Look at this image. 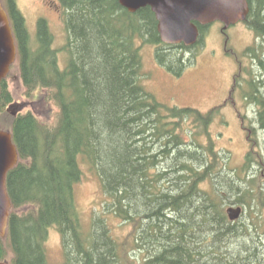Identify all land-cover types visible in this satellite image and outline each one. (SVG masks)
<instances>
[{
    "label": "trees",
    "instance_id": "trees-1",
    "mask_svg": "<svg viewBox=\"0 0 264 264\" xmlns=\"http://www.w3.org/2000/svg\"><path fill=\"white\" fill-rule=\"evenodd\" d=\"M0 1L17 44L11 71L18 68L25 96L50 112L44 120L31 110L1 118L14 99L9 77L2 81L0 130L12 134L19 162L7 176L12 212L0 261L50 264L46 241L56 228L60 264H138L128 245L144 254L142 264H264V248L252 238L261 224L253 215L264 214L262 155L249 151L240 167H231L230 153L217 149L211 133L218 108L203 113L164 104L142 82L141 45L154 46L157 63L177 77L191 65L185 56L196 45L162 43L149 7L130 13L119 0H59L67 34L61 67L46 22H39L32 46L16 0ZM247 1L243 24L259 42L244 57L264 72V0ZM197 25L199 44L209 26ZM249 86L246 99L264 131V78L251 75ZM85 165L105 195V214L94 216L89 232L75 192ZM256 165L261 172L253 173ZM228 205L249 218L231 222ZM107 215L132 227L122 243Z\"/></svg>",
    "mask_w": 264,
    "mask_h": 264
},
{
    "label": "rangeland",
    "instance_id": "rangeland-1",
    "mask_svg": "<svg viewBox=\"0 0 264 264\" xmlns=\"http://www.w3.org/2000/svg\"><path fill=\"white\" fill-rule=\"evenodd\" d=\"M56 3H59V0H16L17 7L25 18L31 45L34 46L36 42V30L39 22L45 21L47 31L54 41L53 47L60 52V66L64 67L65 53L62 48L66 44L67 34L60 8ZM222 26L223 24L219 22L211 24L202 41L193 50L185 53L186 60L192 59V61L191 65L179 77L170 74L157 63L154 46L141 45L142 82L145 89L154 93L157 99L164 104L193 107L203 113L218 108V114L213 117L210 127L212 137L219 151L230 153L231 167L236 168L244 163L248 152L252 150L255 153L259 152L264 160V131L254 120L256 109L246 99L248 94L246 92L251 91L249 86L251 75L264 78V72L253 66L250 57H244L245 51L259 42H257L255 33L243 23L231 27L225 33L222 31ZM180 52L183 51L179 49L178 53L180 54ZM240 60L242 61L241 64L239 63ZM240 66H242L241 72ZM236 76L240 82L234 84ZM8 85L13 92L12 103L23 106V109L20 110L21 114L31 110L41 120L49 116L50 112L46 108L43 109L41 104L25 96L17 67L11 71ZM234 85L235 92L232 97L230 92ZM7 115L8 117L3 116L1 118L8 119L11 114L8 113ZM47 120L51 124L55 123L54 118H47ZM1 127L6 129L4 126ZM252 170L253 173L262 171L258 165ZM258 184L260 183L258 182ZM75 192L83 231L89 232L94 216L105 214L103 212L105 195L99 177L86 165L83 166V177L78 186L75 187ZM255 211L261 210L258 208ZM247 213L245 211L242 221L249 218ZM258 213L253 215V219L261 224L252 238L263 249L264 214ZM106 222L111 227L113 236L121 243L132 231L131 226L114 216L107 215ZM248 223L247 221L246 224ZM249 242L253 243V241ZM127 247L131 258L135 261L138 260V264H142L144 254L134 247L129 245ZM233 248L239 249L232 243ZM46 250L50 264L62 262L64 255L62 238L56 228L49 232Z\"/></svg>",
    "mask_w": 264,
    "mask_h": 264
},
{
    "label": "water",
    "instance_id": "water-1",
    "mask_svg": "<svg viewBox=\"0 0 264 264\" xmlns=\"http://www.w3.org/2000/svg\"><path fill=\"white\" fill-rule=\"evenodd\" d=\"M130 13L151 8L158 21V32L166 44L192 46L198 42L201 26L215 22L223 30L245 21L249 14L247 0H119ZM16 45L7 14L0 5V85L15 62ZM18 106L8 111L18 113ZM18 162V152L9 132L0 131V235L4 236L11 213V201L6 190V175ZM227 214L235 221L242 214L241 207H229ZM0 264H7L0 262Z\"/></svg>",
    "mask_w": 264,
    "mask_h": 264
},
{
    "label": "bare ground",
    "instance_id": "bare-ground-1",
    "mask_svg": "<svg viewBox=\"0 0 264 264\" xmlns=\"http://www.w3.org/2000/svg\"><path fill=\"white\" fill-rule=\"evenodd\" d=\"M76 43V42H75ZM92 56V55H91ZM67 59V58H66ZM66 68V67H65ZM136 72V71H135ZM66 79V78H65ZM68 79V78H67ZM66 79V80H67ZM78 79V78H77ZM65 81V80H64ZM76 83V82H75ZM100 98V97H99ZM90 101V99H89ZM84 110V109H83ZM122 113V112H121ZM118 116V115H117ZM136 117V116H135ZM84 122V120H83ZM111 129V128H110ZM119 129V128H118ZM87 131V130H86ZM131 131V130H130ZM159 135V134H158ZM145 150V149H144ZM145 152V151H144ZM115 155V154H114ZM125 155V154H124ZM168 155V154H167ZM111 159V158H110ZM178 171V170H177ZM190 171V170H189ZM192 175V174H191ZM143 177V176H142ZM179 177V176H178ZM181 178V177H180ZM195 178V177H194ZM182 179V178H181ZM189 179V178H188ZM224 179V178H223ZM200 182V181H199ZM229 185V184H228ZM143 186V185H142ZM179 189V188H178ZM172 192V191H171ZM169 193V192H168ZM126 194V193H125ZM129 198V197H128ZM177 201V200H176ZM203 205V204H202ZM207 210V209H206ZM214 210V209H213ZM216 210V209H215ZM213 212V211H212ZM205 220V219H204ZM216 236V235H215ZM111 249V248H110ZM210 260V259H209ZM174 261V260H173ZM156 264V263H155Z\"/></svg>",
    "mask_w": 264,
    "mask_h": 264
}]
</instances>
